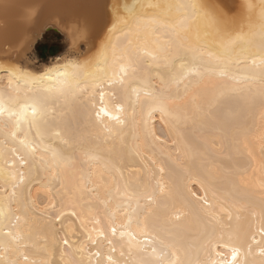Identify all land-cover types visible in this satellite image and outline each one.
I'll return each mask as SVG.
<instances>
[{
  "label": "snow or ice",
  "instance_id": "obj_1",
  "mask_svg": "<svg viewBox=\"0 0 264 264\" xmlns=\"http://www.w3.org/2000/svg\"><path fill=\"white\" fill-rule=\"evenodd\" d=\"M93 48L0 63V264H264V180L220 158L264 173V0H117Z\"/></svg>",
  "mask_w": 264,
  "mask_h": 264
},
{
  "label": "bare ground",
  "instance_id": "obj_2",
  "mask_svg": "<svg viewBox=\"0 0 264 264\" xmlns=\"http://www.w3.org/2000/svg\"><path fill=\"white\" fill-rule=\"evenodd\" d=\"M119 2L121 4L133 3L136 0H119ZM243 2L244 0H236L237 5ZM252 2L259 4L260 0H252ZM115 3L117 0H0V63L21 64L28 67L27 55L29 56L35 42L41 40L49 28L66 37L69 54L57 55L53 57L51 62L44 63L41 68L48 67L61 56H67L69 59H82L94 50V45H99L100 39L103 38L106 31V26L110 23L112 5ZM74 33H77L79 37L75 43H73ZM82 43L86 44L83 51L79 48ZM82 46L85 45L82 44ZM70 53L74 54L70 55ZM31 70L35 69L31 67ZM0 79H3L2 73H0ZM240 124L250 129L253 138H258L264 133V118H262L259 110L251 115L243 114L240 118ZM150 125L158 134L161 129L165 133L168 132L158 113L153 116ZM128 139L131 142V137ZM56 143L52 146L55 147ZM259 151L257 139L255 152L258 154ZM220 158L223 160L225 168L231 167L241 170L247 168L244 180L254 184L257 188L260 182L264 180V173L259 171L255 161L249 166L246 153L243 157L236 156L235 162L228 161L224 156ZM96 167L93 163L94 170ZM33 195L35 196V191ZM54 258L58 264H63L59 253ZM125 258L131 259L127 256Z\"/></svg>",
  "mask_w": 264,
  "mask_h": 264
},
{
  "label": "rangeland",
  "instance_id": "obj_3",
  "mask_svg": "<svg viewBox=\"0 0 264 264\" xmlns=\"http://www.w3.org/2000/svg\"><path fill=\"white\" fill-rule=\"evenodd\" d=\"M45 39H50V40H57V41H59V43H60V47H59V50L61 49L62 50V52L63 53H67V54H69V51L67 50V40H66V37L62 34V33H60V32H57L56 30H54V29H52V30H50V31H48L46 34H45V36H44V38H42L41 40H39L38 42L36 41L35 42V45L33 46V48H31L32 50L30 51V53H29V56L27 55V62L29 61V65L32 67V68H34V69H36L37 67H42L43 66V64L44 63H48V62H51L52 60H53V57L51 58V57H46L45 59H42V58H40V56H38L37 55V53L35 52V47H36V45L39 43V42H42V41H44ZM82 44H84L85 46H82ZM81 45H80V49H82L81 51H83L85 48H86V44L85 43H82ZM82 46V47H81ZM28 51V52H29ZM61 52V53H62ZM71 54H74V53H70V55ZM30 59H32V60H30ZM31 61V62H30ZM28 65V66H29Z\"/></svg>",
  "mask_w": 264,
  "mask_h": 264
},
{
  "label": "trees",
  "instance_id": "obj_4",
  "mask_svg": "<svg viewBox=\"0 0 264 264\" xmlns=\"http://www.w3.org/2000/svg\"><path fill=\"white\" fill-rule=\"evenodd\" d=\"M54 45H49L48 43L44 44L43 42H39L36 46V50L40 56V58L45 59L46 57H55L57 55L62 54V50L55 51L52 49ZM44 48V50H42ZM62 52V53H61Z\"/></svg>",
  "mask_w": 264,
  "mask_h": 264
},
{
  "label": "crops",
  "instance_id": "obj_5",
  "mask_svg": "<svg viewBox=\"0 0 264 264\" xmlns=\"http://www.w3.org/2000/svg\"><path fill=\"white\" fill-rule=\"evenodd\" d=\"M45 36V35H44ZM44 38V37H43ZM44 44L48 43L49 45H54L52 47V49L55 51H58L59 50V47H60V43L59 41L57 40H50V39H45L44 41H42ZM37 46V45H36ZM45 47H43L42 50H44ZM35 52L37 53V55L39 56L37 50H36V47H35Z\"/></svg>",
  "mask_w": 264,
  "mask_h": 264
},
{
  "label": "water",
  "instance_id": "obj_6",
  "mask_svg": "<svg viewBox=\"0 0 264 264\" xmlns=\"http://www.w3.org/2000/svg\"><path fill=\"white\" fill-rule=\"evenodd\" d=\"M50 30H52V29L49 28V29L45 32V34H46L48 31H50ZM45 34H44V35H45ZM66 40H67V39H66ZM37 42H38V41H37ZM67 47H68V41H67Z\"/></svg>",
  "mask_w": 264,
  "mask_h": 264
}]
</instances>
